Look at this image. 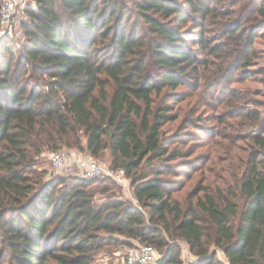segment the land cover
<instances>
[{
    "label": "trees",
    "instance_id": "16d2710c",
    "mask_svg": "<svg viewBox=\"0 0 264 264\" xmlns=\"http://www.w3.org/2000/svg\"><path fill=\"white\" fill-rule=\"evenodd\" d=\"M35 1L23 41L0 40V264H94L106 247L136 244L159 251L158 264H264V123L246 138L239 173L199 184L186 205L174 198L184 185L169 164L184 155L170 148L193 122L163 132L180 117L169 103L187 99L181 88H202L217 108L253 104L230 83L252 62L255 32L243 23L263 29L264 0L246 2L222 27L224 37L241 35L236 48L204 31L190 43L178 27L213 17L210 1L220 0ZM236 116L262 120L249 109ZM64 147L95 159L109 151L112 168L134 177L137 202L117 195L122 187L111 178L39 166L45 152ZM144 162L151 171L136 177ZM176 241L195 261H183Z\"/></svg>",
    "mask_w": 264,
    "mask_h": 264
},
{
    "label": "rangeland",
    "instance_id": "374dc122",
    "mask_svg": "<svg viewBox=\"0 0 264 264\" xmlns=\"http://www.w3.org/2000/svg\"><path fill=\"white\" fill-rule=\"evenodd\" d=\"M130 5H132V1ZM250 0H220L210 1V5L213 11V17H209L207 20H203L199 17H194L193 21H188L184 25H178L184 31V34L190 43L197 42L198 36L201 31H204L206 37L215 44L217 41H224L226 44L230 42L231 48L236 46H242L241 35L231 38L224 37L225 33L222 29L224 24L230 18H235L234 13L240 12L242 6ZM236 2H240L234 5ZM19 13V12H18ZM15 16V31L16 35L13 40L16 43L23 41L22 33V15L19 13ZM227 13H232L231 16H227ZM234 14V15H233ZM243 25L245 28L243 31L248 34L254 33L253 38V59L248 67L239 71L234 78V81L230 83L231 91L238 96H246L249 102L253 104H245L241 106L236 105L233 109L228 104L217 108L219 102H212L206 99V96L199 90H193L189 88H181L178 92H181L187 99L184 102L177 103L171 101L169 104L175 107V114L179 113L180 117L178 121L167 124L163 128L166 136H173L179 132L182 121L185 118H190L193 125H188L181 134L178 135V143L171 145L170 150L180 149L184 156H179L176 161H171L169 164L178 172L180 177L170 176L177 184H183V189L175 192L174 198L183 202L186 205V201L193 193L195 188L199 184H204L206 188L213 187L214 185L224 184L222 178L225 176L238 174L240 166L247 156L249 151L248 142L246 138L257 135L264 123V27L261 29L260 24L252 23V21H245ZM244 33V34H245ZM243 36V35H242ZM247 36V35H246ZM2 40V39H0ZM244 41V40H243ZM241 44V45H240ZM202 49L196 45L194 47V53L196 57L201 60L203 58ZM206 55V53H205ZM211 60H214L212 58ZM248 73V79H243L244 73ZM227 98H225L226 102ZM229 108H228V107ZM246 106V107H245ZM244 109L251 111H258L262 116V120L258 123H253L250 120L240 119L236 115L243 112ZM67 159H76L81 156H87V151H80L77 149L62 148L59 150ZM52 152V151H49ZM49 152H45L39 160V166L48 170L50 173L54 172L63 177H77L78 174L69 175L62 171H56L50 158ZM191 152L190 157H185L187 153ZM96 160L107 170H112V157L109 151H105L103 155ZM151 166L146 162L142 164L136 177H140L142 174L151 171ZM232 172V173H231ZM129 184H132L134 177H127ZM229 178V177H228ZM231 176V180H232ZM104 180L105 178H100ZM104 184H109L108 180ZM117 195H121L126 200L137 202L133 195V188L127 193L122 188H118ZM202 194V193H201ZM179 244L182 251V259L185 263L195 261L194 255L189 251L188 245L184 241H176ZM130 247L127 246H109L105 251H101L95 258L94 264H118L126 251ZM218 255L222 260H225L222 251H218ZM161 258V254L157 251V262Z\"/></svg>",
    "mask_w": 264,
    "mask_h": 264
},
{
    "label": "built area",
    "instance_id": "2783aa9c",
    "mask_svg": "<svg viewBox=\"0 0 264 264\" xmlns=\"http://www.w3.org/2000/svg\"><path fill=\"white\" fill-rule=\"evenodd\" d=\"M38 10L35 0H1L0 6V39L4 37L14 38L16 35L15 16L19 12L22 20H27L26 11ZM18 13V14H19ZM48 157L56 171L66 174H78L77 177L94 180L100 178H111L122 187L125 193L131 184L124 169L107 170L93 156H81L76 159H67L62 152H49ZM157 250L150 245L136 244L129 248L118 264H156Z\"/></svg>",
    "mask_w": 264,
    "mask_h": 264
},
{
    "label": "water",
    "instance_id": "95a60500",
    "mask_svg": "<svg viewBox=\"0 0 264 264\" xmlns=\"http://www.w3.org/2000/svg\"><path fill=\"white\" fill-rule=\"evenodd\" d=\"M52 174H54V172H52Z\"/></svg>",
    "mask_w": 264,
    "mask_h": 264
}]
</instances>
